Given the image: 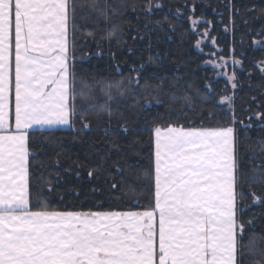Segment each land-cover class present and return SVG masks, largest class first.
Wrapping results in <instances>:
<instances>
[{
  "label": "trees",
  "instance_id": "trees-1",
  "mask_svg": "<svg viewBox=\"0 0 264 264\" xmlns=\"http://www.w3.org/2000/svg\"><path fill=\"white\" fill-rule=\"evenodd\" d=\"M90 2L70 0L68 40L96 107L78 98L67 129L28 132L32 209H148L156 127H233L243 242L264 236V0H98L104 15Z\"/></svg>",
  "mask_w": 264,
  "mask_h": 264
},
{
  "label": "snow or ice",
  "instance_id": "snow-or-ice-1",
  "mask_svg": "<svg viewBox=\"0 0 264 264\" xmlns=\"http://www.w3.org/2000/svg\"><path fill=\"white\" fill-rule=\"evenodd\" d=\"M69 3L0 0V264H243L245 251L249 264H264V236L243 242L233 127H156L148 209H32L28 130L70 126L78 98L84 111L96 107L91 85L72 70ZM88 6L105 14L98 0ZM220 59L214 68L227 63ZM228 79L234 89L235 74Z\"/></svg>",
  "mask_w": 264,
  "mask_h": 264
},
{
  "label": "crops",
  "instance_id": "crops-1",
  "mask_svg": "<svg viewBox=\"0 0 264 264\" xmlns=\"http://www.w3.org/2000/svg\"><path fill=\"white\" fill-rule=\"evenodd\" d=\"M69 126H53V127H40V126H34L33 128L29 129V131H47V130H56V129H67ZM153 150H154V139H153Z\"/></svg>",
  "mask_w": 264,
  "mask_h": 264
}]
</instances>
